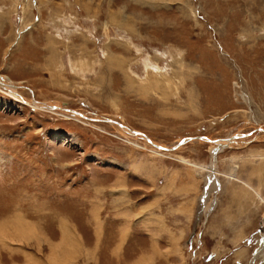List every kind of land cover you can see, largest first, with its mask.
Segmentation results:
<instances>
[{
    "label": "rangeland",
    "instance_id": "rangeland-1",
    "mask_svg": "<svg viewBox=\"0 0 264 264\" xmlns=\"http://www.w3.org/2000/svg\"><path fill=\"white\" fill-rule=\"evenodd\" d=\"M0 80V264H264V0H0Z\"/></svg>",
    "mask_w": 264,
    "mask_h": 264
},
{
    "label": "bare ground",
    "instance_id": "bare-ground-1",
    "mask_svg": "<svg viewBox=\"0 0 264 264\" xmlns=\"http://www.w3.org/2000/svg\"><path fill=\"white\" fill-rule=\"evenodd\" d=\"M8 82H3L2 80H0V86L1 87H5V88H7V90L11 93V95L15 98V99H18L19 100V97L16 95V93H15V90L9 85V84H7ZM17 92V91H16ZM43 108L44 109H50L51 107L50 106H43ZM72 112H75V111H72ZM79 114V113H78ZM122 130H125V131H129V132H131L132 130H130V129H128V128H126V127H124V126H122ZM128 132V133H129ZM136 132V131H135ZM131 133H133V132H131ZM186 140V138H184V139H182L180 142H179V144L178 145H180L181 143H183L184 141ZM229 141H232V138H229V140H226V141H214V143H217L218 144V146H223V145H225V144H227V142H229ZM156 147H158V148H163V147H161V146H159V145H156V144H154ZM176 146H174V147H171V148H169L170 150H172V149H174ZM7 223V222H6ZM7 229V228H6Z\"/></svg>",
    "mask_w": 264,
    "mask_h": 264
}]
</instances>
